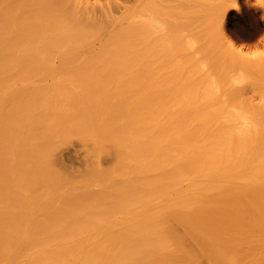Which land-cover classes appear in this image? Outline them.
Wrapping results in <instances>:
<instances>
[{
	"label": "bare ground",
	"instance_id": "1",
	"mask_svg": "<svg viewBox=\"0 0 264 264\" xmlns=\"http://www.w3.org/2000/svg\"><path fill=\"white\" fill-rule=\"evenodd\" d=\"M65 1L0 0V264H249L240 244L264 232V58L235 55L238 85L233 56L171 32L201 55L159 75L151 18L108 32ZM241 2L264 18V0H218L226 39ZM73 138L114 163L66 177L53 160L80 162Z\"/></svg>",
	"mask_w": 264,
	"mask_h": 264
},
{
	"label": "rangeland",
	"instance_id": "2",
	"mask_svg": "<svg viewBox=\"0 0 264 264\" xmlns=\"http://www.w3.org/2000/svg\"><path fill=\"white\" fill-rule=\"evenodd\" d=\"M66 1L67 2L68 1L69 2L72 1L75 4L74 8H73L72 7L73 6L72 2H71V4L68 3L69 6L71 5L70 8H73L71 12L74 11L76 13V10H77V14L78 15L77 14L76 15L79 16L81 20L84 21V20L89 19V21L91 20V22H94L96 24H102L104 22V24L102 26L105 27V29H107L108 32H109V29L111 27L112 28L110 30H112L116 26V24H121L120 23L121 21H122V23L127 22L129 20L128 18L130 16L131 17H135L136 16V18H143V19L151 18L152 21H153L152 26H153V31L155 32L154 34L156 35V33H157L156 37H158L157 39L155 38L157 40V42L155 40V44L157 45L156 46V50L159 51L161 49L158 53L162 54L160 56H158L159 54L157 55L158 58L159 57L162 58V60H159L160 64H161V62H163L161 64L162 65L161 67L156 62L157 67H159L160 70L162 68V70H161L162 72H158L159 75H160V73L162 74L164 71L171 69L170 68V66H172L171 62L174 63V61H177V60H179V63L176 62L175 63L176 65L173 64L174 65L173 67H176L175 69L177 70L179 68V65L181 66V68H182V65H183V68L180 69L181 72L179 71V69L177 70V72L179 71L180 73L179 72L178 73L181 74L185 70L184 68H186V66L188 67L187 64H185L186 66H184V62H186V63L189 62V60H187V58L186 59L184 58L185 56L187 57V56L192 54V55H195V57H196V54L198 53L197 54V58H198L199 57L198 55H201L199 52L195 51V50H198V49L194 45H191V47L194 46L193 47V49H194L193 51L194 52L192 51V49H190V45H189V47H188L189 49H187L188 50L187 54L190 53L189 55H187L184 52V51H186L184 49L187 48L186 45H185V47H183V49L179 48V45H180V47H182V45H184L185 42H187V41L184 42V40L186 38L189 39V37H192L194 40H196L197 37L199 38L200 36L201 37L203 36V37H205L207 39L209 38L210 43L208 42L209 43L208 46H209L210 49L212 47H214V45H211V42L213 41L212 43H214V44L216 43L218 45V47H219L218 49H220L218 51H221L222 55L224 54L225 56H227L226 62H225V63H227V67H228V64H229V58L231 56H233L234 68L238 69V72L237 71L234 72V73L232 72V75H234V74L237 75L236 78L238 79V83H237L238 85L241 84L240 76H242V75H239V74L246 75L245 74L246 72L244 73V70H242L243 68H240V65H239L240 61H238L239 59H237V62H236L235 55H237V53L239 54V52H242L243 54L242 53L241 54L243 56H245V57L248 56L246 58L247 62L249 61V59H251V60H261L262 61V57L264 58V34H263L264 33V31H263V28H264L263 25L264 24L262 23V22H264V18L262 17L263 15H262V13L259 14L261 12L260 9H258L259 11H256L253 8V6H249L248 7L243 2H241V4H240V8L241 9H239V10H231L229 12V15L227 16V19H226V22H225V27H226V30L228 32V36H227V39H226L220 34V31H219V29H220V21H219V19L220 18H218V12H219L220 9H219L218 0H211L209 2L205 1V0L204 1L196 0V2H194V3H193V0L192 1H189V0H152L153 2L151 0H149V1L148 0H66ZM66 1H65V3L67 4ZM199 1H201V2H199ZM253 1H255V0H252V2ZM202 2H205V3L203 4ZM147 4L148 5L153 4V6H150V7L154 8L155 10H157V13L155 11V14H153L154 9L151 10V8H148V10H147V7H148ZM195 4H197V6L198 5L199 6L202 5V6L200 8H198L199 6L195 7ZM95 7L98 10H96ZM94 9H95V11H94ZM143 10H144V12H143ZM88 11L89 12H93V13H90L88 15L89 17L87 18L86 14H87ZM146 11L147 12L151 11V14L147 13ZM133 13H135L136 15L133 16L134 15ZM138 14H140L139 15L140 17H138ZM259 15H261V17ZM77 16H76V18H78ZM262 19H263V21H262ZM106 21H107L108 25H105ZM98 22H100V23H98ZM110 22H113V25L110 24ZM260 25H261V27H260ZM257 26L260 27V28L258 27L260 30L257 29ZM255 28H256V30H258V34L259 35L257 34L255 36L256 33H254V35H253V32H257V31H254ZM261 29H262V31H261ZM107 31L105 30V32H107ZM171 32L175 36H182V37H180L178 39L182 45L179 42H177L178 45L175 44V42H176L174 40L175 36L173 34H170ZM168 33L171 36L170 35L168 36ZM247 34H249V35H247ZM165 36H166V38L168 40L166 38H164ZM201 37L199 39L203 38V37L202 38ZM170 38H171V40H170ZM192 38H190V39L193 42ZM169 40L172 43L174 42L173 43L174 46H172V45L168 46L167 45V43L172 44ZM166 41H168V42H166ZM183 42H184V44H183ZM230 42L234 43L233 49L228 47V45H227V43L230 44ZM258 44H259V46H258ZM166 45H167L168 49H167V47L165 49ZM176 45L178 46L177 47L178 50L175 49ZM195 45H196V43H195ZM169 49H170V51H169ZM173 50H174V53L172 52ZM182 50H184V51H182ZM167 51H168L169 54L167 53ZM213 51H214V49H213ZM213 51H211V52H213ZM208 53L210 54V52H208ZM218 53H220V52H218ZM156 54H157V52H156ZM166 54H167V56H166ZM148 57H150V56H145L144 61H143V66H145L146 63H147V65H148V63L149 64L151 63L149 65V67H152V65H153L152 61L151 60H150L151 62L148 61V59H150L151 57L150 58H148ZM177 57L179 59H177ZM195 57H194V59H195ZM241 57L242 56H240L239 58H241ZM250 57H252V58H250ZM183 58H184V60L182 62ZM201 59H203V58H201ZM145 60H146V63L144 64ZM197 60H200V59H197ZM230 60H232V59L230 58ZM154 61H156V58H155ZM180 61L182 62V64H180ZM207 62H208V60H206V64H207ZM250 62H252V61H250ZM259 62L260 61H258V62L255 61V63H259ZM177 63L179 65H177ZM189 63L192 66V63H194V62L192 61V63H191V61H190ZM56 64L58 66L59 63L56 62ZM163 65H165V66H163ZM166 65H167V67H166ZM177 66H178V68H177ZM207 66H209V65H207ZM211 66L213 67V65H211ZM225 66H226V64H225ZM204 67H206V66H204ZM241 67H244V66H242V64H241ZM163 68L164 69L166 68V70H164ZM189 68H191V67H189ZM145 69L147 70L146 67H143V70H145ZM176 70H174L175 73H176ZM200 70L206 71V72H208V71L211 72L212 71V70L209 69V67L203 68L202 64H201V69ZM228 70H230V74H231L232 68L230 67V69H228ZM245 70H246V68H245ZM68 71L72 72V71H75V70H68ZM233 71H235V70H233ZM246 71L249 73V69L248 68H247ZM75 72H73V73H75ZM146 72H148V71H146ZM187 72H188V70L186 72H184V73H187ZM42 73H46V71H44V72L42 71ZM53 73L57 74L56 71H54ZM183 74H181V75L183 76ZM172 75L175 76L176 74H172L171 73V77L174 80V76H172ZM181 75H180V77H182ZM177 76L178 77L176 78V80H179L180 77H179V75H177ZM157 77H160V76H157ZM184 77H185V75H184ZM160 79H162L161 83H163L162 82L163 78H160ZM183 80H180V81H182V83H183L184 82ZM157 81H158V78H157L156 82ZM159 81H158V83H160ZM165 81H167V80H165ZM185 81H186V79H185ZM173 83H174V81H173ZM182 83L179 82L180 85H182ZM176 84L178 85V83H176ZM237 84H236V87H237V89L239 88V90H240L242 88V85H241V87L240 86L238 87ZM244 86L245 85H243V88H244ZM248 86L250 88H249V90L247 89V91H249L247 96L248 95L249 96L248 97L246 96V98L247 99L249 98L248 100L249 101L251 100L252 103L257 102V103H254L255 105H261L260 104V103H262V99H261L262 95H260L261 93L259 91L256 92V90H255V94L256 95L253 94L254 93V91H253L254 89L249 85V83H248ZM245 87H247V86H245ZM257 93H260V94H257ZM69 143L71 144V146H73V144H74V147H76L75 151H77L78 154L77 153L76 154L81 159L80 162H71L69 160H66L65 158H64L65 159L64 161L63 160L61 161L59 159V156L56 157L55 159H59L60 161L59 160L58 161L57 160H55V161L53 160V163H55L54 164L55 168L60 170V172H63V174L65 173L66 177H69V176L73 177V180L76 179V178L84 179V176L86 174H88V172H90V170L94 169V166H95L94 164H96V163L98 164L100 162V163H103L104 168L105 167L108 168V167H111L112 164L114 163V159H112V158H109L108 160H105L104 156H100L99 159L96 158L95 156H93V154H91V152H93L92 151L93 150V146L91 147V144L90 145L86 144V143L84 144L83 142H81V140L79 138H73L72 141L69 142ZM251 232L252 231L246 232V234L248 233V235H253V233H254L255 235H258V237H256V236H255L256 238L252 237L250 240L248 239L249 241H245L246 243L245 242L243 244L241 243L240 244V248H241V250H249V249H251V250H254L256 252L254 254L253 260L248 262L249 264H264V232L263 231H253L252 234H251Z\"/></svg>",
	"mask_w": 264,
	"mask_h": 264
}]
</instances>
